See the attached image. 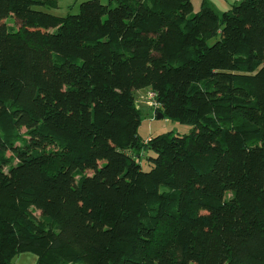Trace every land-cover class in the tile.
Instances as JSON below:
<instances>
[{"label": "trees", "instance_id": "16d2710c", "mask_svg": "<svg viewBox=\"0 0 264 264\" xmlns=\"http://www.w3.org/2000/svg\"><path fill=\"white\" fill-rule=\"evenodd\" d=\"M38 7L0 0V264H264V0Z\"/></svg>", "mask_w": 264, "mask_h": 264}, {"label": "rangeland", "instance_id": "374dc122", "mask_svg": "<svg viewBox=\"0 0 264 264\" xmlns=\"http://www.w3.org/2000/svg\"><path fill=\"white\" fill-rule=\"evenodd\" d=\"M92 0H58V7L55 9H49L45 7H38L37 10H40L45 13H50L59 17H65L67 15H75L79 13V6L83 2H88ZM102 4H108L109 0H98ZM212 4V7L220 14L225 11L231 9V7L238 0H209ZM212 1V2H211ZM221 1V2H220ZM203 0H192L193 4V14H197L200 11ZM6 24L15 28H20V24L14 18H8L5 20ZM217 39H213L210 41V44H214ZM149 89H141L134 92V96L136 99V104L141 111V126L138 130L139 136L147 142L149 138H155L160 135H164L167 133H172L175 136H183L188 135L193 131V127L187 124H181L179 122L172 121L168 118L158 119L155 113V107L149 105L151 102L149 99L150 94ZM53 147V146H52ZM55 149V147H54ZM150 157H155L152 152H148L144 154L140 158V165L144 172H148L151 170V165L149 162ZM92 172H86V175H91ZM21 256L25 260V264H33L31 261V257L35 259V263H37V257L34 254H23ZM21 258V259H22Z\"/></svg>", "mask_w": 264, "mask_h": 264}, {"label": "crops", "instance_id": "0c3cea01", "mask_svg": "<svg viewBox=\"0 0 264 264\" xmlns=\"http://www.w3.org/2000/svg\"><path fill=\"white\" fill-rule=\"evenodd\" d=\"M203 1H208L209 3H210V1L209 0H203ZM212 2V1H211ZM221 2V1H220ZM211 4V3H210ZM212 5V4H211ZM151 138H149L148 140H150ZM147 140V141H148ZM21 256H24V255H20L19 257H17L15 260H14V262H13V264H25V260L27 261V260H29V259H24V258H22ZM22 258V259H21ZM31 261H32V263L34 264L35 263V259H34V257L32 258L31 257Z\"/></svg>", "mask_w": 264, "mask_h": 264}, {"label": "built area", "instance_id": "2783aa9c", "mask_svg": "<svg viewBox=\"0 0 264 264\" xmlns=\"http://www.w3.org/2000/svg\"><path fill=\"white\" fill-rule=\"evenodd\" d=\"M149 99H150V103L149 105L152 106V107H155V109L157 108L158 104H157V101H156V97H155V94L150 92L149 94Z\"/></svg>", "mask_w": 264, "mask_h": 264}, {"label": "water", "instance_id": "95a60500", "mask_svg": "<svg viewBox=\"0 0 264 264\" xmlns=\"http://www.w3.org/2000/svg\"><path fill=\"white\" fill-rule=\"evenodd\" d=\"M157 117H158V119H162V118H164V115L162 113H159Z\"/></svg>", "mask_w": 264, "mask_h": 264}]
</instances>
